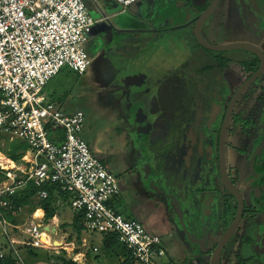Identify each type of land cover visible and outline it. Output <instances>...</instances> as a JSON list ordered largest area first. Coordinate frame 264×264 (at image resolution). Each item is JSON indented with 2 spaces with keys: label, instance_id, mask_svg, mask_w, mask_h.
<instances>
[{
  "label": "rangeland",
  "instance_id": "1",
  "mask_svg": "<svg viewBox=\"0 0 264 264\" xmlns=\"http://www.w3.org/2000/svg\"><path fill=\"white\" fill-rule=\"evenodd\" d=\"M237 1L238 0H223L220 2L219 7L216 8V11L211 17L213 32L209 34L205 31V27L202 29L205 39L217 45L250 40L251 42L248 43H259L263 48L264 38L259 40L261 41L259 42L257 41L259 38H257L258 36L255 32L251 30L249 33L246 32V27H244L245 24L238 12V8L240 7ZM244 1H248L247 8L249 10L253 9L251 6L254 0ZM262 1L264 2V0ZM87 2L89 3V9H87L91 10L94 15L99 14V10H102L101 12L105 14V19L99 21V23L95 24L93 27V33L98 32L100 34L95 38V33H92L93 35L89 34L88 41L85 45L90 64L86 71L80 75L68 68H63L49 81L44 91L48 97L51 98V103H60L59 107L65 113H72L76 110H81L84 113L85 123L82 138L98 160L108 163L110 171L118 181L119 194L117 197L120 200L117 205L118 213L127 218L142 221L146 229L155 231L156 235L161 238L168 261H172L174 264L207 263L212 252L209 253V251L213 250L215 246L214 243L223 231L219 221V214L221 213L220 198L226 191L219 179L217 168L216 166L215 169L205 166L204 160L202 161V159L199 158V171L204 170V174L214 171L213 175H210V183L213 186V190H210L211 194L206 197L211 201L208 202L209 204H205L206 209L204 210V213H206L204 217L207 218L208 221L206 220L204 224L202 223L201 206L197 207L193 205L195 211L194 216L191 217L188 215L191 217V220L195 221L194 228H192L193 236H190L192 239H189V235L185 237L184 230H182V224L184 223L179 222L180 218L178 219L177 216L174 218L170 215L171 207L174 204H176L175 206L178 210H182L184 213V205L182 207V200L180 201L179 199L180 197L184 198L185 194L188 200L186 199L184 203L189 201L191 195L188 192L187 183L183 187L182 192H180L179 195H173L171 199V196L168 197L170 194L168 191L171 192V189L167 188L166 190H162V188L156 184V179H154L153 182L149 181L147 173L143 170L146 168L148 172L150 166L147 161L149 156V145L146 143L147 128L144 126V120L147 118V114L145 110L137 107L143 94L140 90H135L137 89V85L134 87L123 85L121 77L123 73H128L126 69L124 71L122 63L131 60L132 55H135L132 60V62L135 63L133 67L135 65L145 64V62L157 64L162 60L164 64H170L171 61L175 59L178 60L179 54L177 51H174V54H172V52L168 53L167 48L170 44L169 42L173 43L172 37L178 40L181 36H185L189 32V29H178V26L181 27L187 23V21H191L190 19H192L194 14L185 7L186 3L183 4L182 0H137L126 8L123 17L133 21L131 25L134 29H143L146 33L141 32L138 34L134 33L135 31L130 33H118L119 31L117 29H119L122 21H119L120 17L116 15L118 13H116V11H120L121 7L113 0L109 2L106 0L107 3H104L102 0H87ZM245 5H247V2ZM252 11L253 14L254 12L257 13L254 10ZM262 11L263 10H261V12ZM99 17L101 18L102 16L100 15ZM254 17L253 15V18ZM107 18L111 21H107ZM113 20L115 21L113 22ZM139 21L145 22L146 24H139ZM117 23L120 24L117 25ZM124 25L126 27L129 26L127 24ZM139 26H143V28H139ZM262 29L263 30H260L261 36L264 35V28ZM150 31L155 32L153 34L149 33ZM250 34H252V36ZM251 39L254 42H252ZM157 40L159 41L158 43L161 44L157 46V49L160 54H163L164 57L162 59L160 57H154V55L150 56L154 48L152 50L146 48L149 43L151 45ZM182 41H184V43L186 42L185 40ZM144 45H146V47ZM174 45L177 47L176 42ZM198 48H196V53L191 52L193 54L189 58H193L191 61H198V59L202 57H208L210 62L207 64H210L209 66H212L216 73L215 80L223 85V89L227 92L229 91L231 93L245 79L246 74L242 70L241 62L243 60H248L251 57L250 53L239 49L223 52H206L202 49L199 51ZM169 54L171 57L167 59L165 56ZM220 56L228 59L224 66L219 65L218 59ZM129 68L131 69V67ZM143 79L147 82L150 80V76L146 75L142 80ZM209 105L213 111H216L213 109L216 108V102L210 103ZM235 109L242 120L251 121L255 126H249L247 130H243L248 134H246V137L243 139L242 129L240 127H234L231 124L232 133L229 139H227L228 143L226 141L225 161L231 179L234 180L237 188L244 195V198L250 200L251 187L253 184L255 185V181L258 179L256 173H261L260 170L258 171L259 164L251 167L250 156L254 152L255 146L261 144V131L264 128V118L261 117V112L262 116L264 115V73L261 74V77L252 87H249L244 92ZM1 140L8 141L5 137H2ZM17 142L18 140H16L14 145L27 148L25 143ZM128 142L131 144H128ZM206 142L207 141H205V143ZM7 147L8 146H5L1 152L4 153V150L8 151ZM212 147L214 146L211 145L210 148ZM190 151L189 149L188 153H190ZM198 151H200V149ZM207 152L210 154L209 148ZM5 154H7V152H5ZM195 162L197 161L189 160L190 164ZM207 162L206 160V163ZM186 163L188 166V160ZM162 173L164 174V171H162ZM206 176L207 174H205V178ZM261 176L257 185L260 191H262L261 187L263 191L261 193L257 191L256 194L260 195L262 200L261 205L264 208V176ZM204 182L203 176V183H201L200 187L203 186ZM188 185H191V183L188 182ZM195 188L196 186H192L190 191L193 193L194 190H196ZM193 194L196 195L195 199L202 198L200 196L201 192L198 190ZM210 195L212 197L211 199ZM177 199L179 201H177ZM36 201H38L37 198ZM60 202L63 205L59 207L61 210V220L58 226L62 231V222L67 221V213L71 214V211L69 209V204L65 203L63 197H61ZM177 202H179V204ZM210 208L211 210H209ZM194 211L193 209L189 210L190 214ZM172 218L174 219L172 220ZM186 220L187 219L184 218L185 222ZM175 221L178 222L175 223ZM163 226H165L171 234L167 232L168 230H163ZM195 233L198 235L202 233V237L204 239L206 238V240L202 242V240L195 237ZM62 235L63 234L60 233L56 236L61 237ZM237 235H240L239 229H237L234 237L227 242L222 251V264L226 262L229 251L231 252L238 249L237 246L239 242L235 243ZM21 237L24 240H29L26 235H21ZM48 237L51 238L53 235L48 234ZM212 238H215V242L211 244ZM2 241L3 238L0 236V243ZM20 248L26 260L31 257L33 261L30 262L34 264H52L53 261H51L50 258H53V254H56L50 249L49 245L46 248L45 246L42 248L27 246ZM33 250H45V253H34ZM59 254L67 255L66 251L63 249L59 250Z\"/></svg>",
  "mask_w": 264,
  "mask_h": 264
},
{
  "label": "built area",
  "instance_id": "2",
  "mask_svg": "<svg viewBox=\"0 0 264 264\" xmlns=\"http://www.w3.org/2000/svg\"><path fill=\"white\" fill-rule=\"evenodd\" d=\"M113 1L126 9L137 0ZM100 20L83 0H0V134L28 148L18 162H0V229L7 241L0 258L10 255L14 264H32L20 247L43 246L44 226L31 222L12 227L3 213L12 208L10 199L30 184L37 188L38 200L47 198V184L58 186L72 214L83 213L84 230L114 234L131 264H172L158 235L110 206L119 184L82 139L83 112L65 113L43 94L63 68L86 71L90 60L85 44ZM9 227L29 240L10 237ZM81 246L87 247L85 238ZM49 247L62 248L52 243ZM69 259L77 261L75 255Z\"/></svg>",
  "mask_w": 264,
  "mask_h": 264
},
{
  "label": "trees",
  "instance_id": "3",
  "mask_svg": "<svg viewBox=\"0 0 264 264\" xmlns=\"http://www.w3.org/2000/svg\"><path fill=\"white\" fill-rule=\"evenodd\" d=\"M83 1L85 3L86 7L88 8L89 7V3L87 2V0H83ZM102 1H104V3L106 2V0H102ZM109 1L110 0H107V2H109ZM252 1H251V3H252ZM244 2L245 3L247 2V5H245ZM237 3H238V6L240 7V8H238V12H239V15H240L242 21L245 24L244 26L246 28H248V29H251V30H263L262 28H264V2L262 0H254L253 3H252V6H251L253 9H251V10H249L247 8L248 1L238 0ZM252 10L256 11L257 13L254 12V14H253ZM261 10H263V11L261 12ZM88 11L91 13V15L94 17V19H96V20H100L101 19L100 21H103V15L104 14L101 12L102 10H99L100 13L96 14V15H94V13L91 12V10H88ZM100 15L102 16L101 18L99 17ZM253 15L255 16L254 18H253ZM121 17H123V15ZM190 20H191V22L194 21V16ZM130 22L132 23L133 21L130 20L129 18H128V20H125L124 24L129 25L128 26L129 28L128 27L126 28V27H124L122 25L121 29H120V27H119V29H117L119 31L118 33H130V32H132V31L128 30V29L133 28L130 25ZM97 23H99V21ZM178 29H182V27H178ZM187 29H189V26H187ZM141 32L142 33H146L143 30L142 31L141 30L140 31H136L134 33H138L139 34ZM259 33H261V31H259ZM99 34L100 33L96 32L94 38L97 37ZM185 36H186V38H184V39H183V36H181V38H180L181 40L180 39L176 40L175 38H172L173 43L169 42L170 44H169L168 48L166 47L168 49V53H171V52L174 53V51H177V53L179 54V55L177 54L179 56L178 60L175 59L176 63H175V60H173L170 64H164L163 61L160 60V63H157V65H155V66L151 65L150 66L151 62L150 63L145 62L146 66L144 68H142V73L144 71L143 69H145L146 71L147 70H149L151 72L153 71V73L156 74V76H158L160 78V79H158V82H157L158 84L155 85V90L154 89L152 90L153 97L156 98L155 99L156 101L157 100L160 101V104H161V102L163 103L164 101H165L164 103H167V102H170V101H174L173 98L170 97L168 92H167V86L170 84L172 78H171V75L168 74V73L166 75H164V72L161 70L163 68L171 71L172 75H176V76L180 72L179 77L180 78L183 77L182 79H184L185 81H186V78H187V82L189 83V85L191 83H192L191 85H195V83H197L198 85H200L201 83H204L205 84L204 85V89L201 87V89L196 91V93L194 92L195 95L193 97L194 98L193 101H196V102H195V105L193 107L194 110H191V112L189 114L192 117H194V118H196V117L199 118V116H201L203 118V125H204V129L203 130L204 131H210V129L212 128L211 123H215L214 133H215V136L217 137L216 132H218L217 131L218 127L221 124V121L223 119L226 106H227L228 101H229V97L232 94V92L230 93L229 91L227 92L226 90H224L223 89L224 86L221 85L220 83H218L215 80L216 75L214 76V75H212L210 73L212 66H209L210 64H207V63L210 62V60L205 63L207 65L206 67L208 69L205 72L202 71L200 68L192 67L193 64H192L191 60L186 59V55L185 54L188 52L189 49H190L189 52L190 53L192 52V49H191L192 46H190V45H191L192 42L195 43L196 40L194 39L193 35L190 34V29H189V32ZM182 40H185L188 43V44H186L187 46H186L185 50L182 52L183 55H181V50L182 49L180 48V46H181L180 43H182ZM158 42L159 41L157 40V46H160L161 44H159ZM175 42H176L177 47L174 45ZM183 43H184V41H183ZM196 46L199 47L200 49H202L203 51H206V52H211L212 51V50L209 51L208 49H205V48L201 47L199 44H197V42H196ZM152 48H154V47L152 46ZM144 50H145V48H144ZM244 51L250 53V55H251V57L248 60H243L241 62L242 70L246 74L245 77H247L248 75H250L251 73H253L257 69L259 61H258L257 57L253 53H251L250 51H247V50H244ZM165 53H166V51H165ZM151 55H154V57H160L161 59L164 57L162 53L160 54V52L158 51L157 47H156V52H155V48H154V51H152L150 56ZM134 56L135 55H132L131 60H129L128 62H125V63L123 62V65H122V67L126 66L124 68V71L126 69V71H128V73L132 74V75H135L136 73L141 72V69H138V67H140V65H138V67H136V65L133 67V65L135 64L134 62H132ZM165 57L167 59H169L171 56L169 54L168 56H165ZM218 60H219V65L220 66H224L227 63V61H228L227 58H223L222 56H220V58ZM188 62L191 63L192 65L189 64ZM129 67H131V69ZM187 73H190V74L187 75ZM125 74H127V72H125ZM121 77H122V75H121ZM123 77H124V75H123ZM123 77H122V82L125 81V77L124 78ZM223 93L224 94L225 93L228 94V96H223ZM214 96H217V97H214ZM145 97H147V93L145 95L143 94L141 100L138 103L139 106L147 107V106H151V105H153V106L156 105V103H153V102L149 103L147 101V99H145ZM213 102H216V105H218V106H216V108H213L216 111H213L211 106L209 105L210 103L212 104ZM59 105H60V103H57V105H55V106H57V108L60 109ZM158 109L162 110L163 108L159 107ZM209 111H211V112H209ZM164 114H165L164 112L161 114V116H160L161 119H163L162 117L164 116ZM211 120H212V122L210 123ZM241 121L242 120H241V117L239 115L234 114L232 116V125L233 126L238 125ZM208 125H209V127H208ZM250 125H251V123H250ZM213 126H214V124H213ZM83 130H84V128H83ZM231 130L232 129H230V131ZM81 137H82V133H81ZM208 142L209 143H208L207 146L210 149V154L208 152H207V154L205 153L204 156L202 154L201 155V159H202V161L204 160L205 166H209V168H214L215 169V166L217 165V163H216L217 162V156L215 155L216 154L215 152H216L217 139H215V141H214V139L212 138ZM211 145H213L214 147L210 148ZM18 147H19L18 145H14L12 147L10 156H11V158L13 160H18V158H19L18 155L14 154L15 150H17ZM214 148H215V152H214ZM206 160L208 161L207 163H206ZM216 168H217V166H216ZM213 173H214V171L212 173H209V172L205 173V174H207L206 178H205L204 170H203L202 174L199 173V183H200V185H201V183H203V176H204V181L205 182H204L202 187L199 186L200 188L194 190V192H196L197 190L199 192H201V194H202L201 197L204 198V199L207 197L208 194H211L210 190H213V186L210 183V175H213ZM195 176H196L195 173H193V174L189 173L190 180H192L191 186H193V184H194L193 182L195 180ZM1 178L2 177L0 175V181H1ZM45 189L48 192V196H47L46 199H44L42 201H39L38 202V206L43 209V211H44V220L47 221L48 219H51L54 216V213H55V210L51 206V203H52V200H53L54 191L59 193L66 200H67V196L65 194H63L62 192H60L58 186H56V185L47 184ZM261 190L263 191L262 187H261ZM36 191H37V188L34 187L32 184H30V185H28V187L26 189H24L23 191L17 193L14 197H12L10 199L12 208L10 210H7V214H11V213L17 211V209L20 206H22V205L30 204L32 202V200H33L34 195L36 194ZM225 191H226V193L224 192V194L220 198V200H221V205H220L221 213L219 214V221H220V225H222L223 231L226 229L228 224L234 218L235 211H236L235 198L227 190H225ZM262 191H260V192H262ZM243 198H244V196H243ZM119 202H120V200L118 199V197H116V198L113 199V203L110 206L114 210L117 211V205L119 204ZM209 210H211V208ZM259 211H264V208H263V206L261 204L260 205L257 204L252 199L251 200H246L244 198V210H243V215H242L241 220L244 219L246 216L248 217V215H249V217H253ZM69 225L76 232L77 238H79L81 232L84 230L83 213L73 214L71 223ZM64 226H66V225L63 224V227ZM237 229H239V226H238ZM104 235L106 236V238L109 239L110 245L118 244L114 234H104ZM232 237H234V236H232ZM258 241H259L260 245L262 243L264 244V232L258 234ZM214 245H215V243H214ZM210 252H211V250L209 251V253ZM52 256H53L54 260L58 264H79V263H77L75 261H72L71 259L67 258L64 254H62V255H60V254L59 255H52ZM0 264H14V261L10 257V255H4L2 258H0ZM120 264H131L129 262L126 254H125L124 261L121 262ZM206 264H208V262Z\"/></svg>",
  "mask_w": 264,
  "mask_h": 264
},
{
  "label": "flooded vegetation",
  "instance_id": "4",
  "mask_svg": "<svg viewBox=\"0 0 264 264\" xmlns=\"http://www.w3.org/2000/svg\"><path fill=\"white\" fill-rule=\"evenodd\" d=\"M182 1H183V4L186 3L185 7L189 11H191L192 14H194V21H192V22L187 21V23H185L181 27H182V29L183 28L185 29V28H187V26H189L190 34H192L194 37L193 30H194V25H195L196 19L199 16V14H201L210 5L212 0H182ZM186 1H188V2H186ZM222 1L223 0L218 1L216 7L214 8V10L210 14V16L206 19V21L203 23V25L200 29V34L204 39H205V37L203 35L202 29L205 27V29H206L205 31L209 34H211L213 32V24H212V20H211L212 18L211 17L213 15V13L216 11V8L219 7L220 2H222ZM125 20H128V19H125L124 17H120V21H122L123 26H125L123 23ZM139 24H146V23L139 21ZM130 25H131V22H130ZM92 28H91V30H92ZM139 28H143V26H139ZM245 29H246V32H248V33L251 30L248 28H245ZM91 30H90V32H91ZM128 30H130L132 32L133 31L136 32V31H140V30L142 31L143 29L131 28ZM251 31H253L257 34V36H258L257 38H259L257 41L264 38V35L261 36V34L259 33L260 30H251ZM154 32L155 31L149 32V33L154 34ZM250 35L252 36V34H250ZM183 37L185 38V36H183ZM194 39H195V37H194ZM196 42L195 43L192 42L190 45V46H192L191 49H192V52H194V53L197 52L196 48H198L196 46ZM242 42L248 43L251 41L248 40V41H242ZM252 42H254V41L252 40ZM259 42H261V41H259ZM180 44H181L180 48L182 49L181 55H183L182 52L187 45H186V43H183V41ZM197 44H198V42H197ZM251 44H254V45L260 47L264 52V47L262 48L259 43L254 42ZM144 46L146 47V45H144ZM152 46L156 50L157 41L155 43H152L151 45L149 43L148 48L152 50L153 49ZM263 46H264V44H263ZM198 50L200 51V48H198ZM239 50H243V49H239ZM172 54H174V53H172ZM192 54L193 53H190L188 50V52L185 54L186 59H189V60L193 59V58H189ZM194 59H198V58H194ZM209 60L210 59L208 57H202L201 59H198V61H194V60L191 61L193 65L189 62L188 63L191 64L192 67L200 68L202 71L205 72L206 70H208L206 67L207 65H205V63L208 62ZM258 61H259V59H258ZM151 65L155 66L157 64L152 63ZM258 67H259V64H258ZM167 73L170 74L171 78H172L170 84L167 86V92H168L169 96L173 98L174 101H170L167 103H164L165 102L164 101L163 103L161 102V104H160V101H158V100L156 101L155 100L156 98H154L153 103H156V105H154V106L151 105V106H147V107H141V106L137 105V107L145 110L146 114H147V118H145V120H144V126H146V128H147L146 143L149 145V156H148L147 161H148L150 166H149V170H148L149 173L147 172L145 166H143L145 168L144 172H146L147 175L150 176L148 178H150V180L152 182L154 179H156V184L158 186H160L162 188V190H166L167 188L171 189L172 190L171 192L168 191V193H170L168 195V197L171 196V198H173V195H177V194L179 195L180 192H182V189L186 185V183H187V187L190 186V185H188V181H190V180H189V178H187L185 176V170L187 169L186 168V159H187L186 153L188 152L189 149L192 151L194 149V147H196V145H197L198 150L200 149V151H199L200 155L203 154V156H204V154L207 153V150L209 148L208 146H205V145H208V143H209L208 141L212 138L214 139V141H215V139H217V144H216V156H217V162L216 163H217V165L216 166H217V173L219 175V171H218V137H219V131H220L223 119L221 121L220 126L218 127V130H217L218 132H216L217 137L215 136V133H214L215 123H211L212 120L210 121V123L212 125V128L210 129V131H204L203 130L204 129L203 118L201 116H199V118L198 117L194 118L189 113L191 112V110H194L193 107H194L196 101H193V99H194L193 97H194L196 91L201 89V87L204 89L205 84L201 83L200 85H198L197 83H195V85H191L192 84L191 83L189 85V83L187 82V78L185 81L184 79H182L183 77L182 78L179 77L180 72L177 76L172 75V72L169 70H167ZM210 73L214 76L216 75L213 68H211ZM253 73H251L250 75L245 77V79L240 84H242ZM188 74H190V73H187V75ZM260 77H261V75L249 87H252ZM151 78H152V76H151ZM158 79H160L158 76H155L153 78V80L150 79L151 85H149V86L152 88V90L153 89L155 90V85L158 84L157 83ZM152 81H153V83H152ZM130 86H132V85H130ZM238 86L232 91V94L229 97V101H230V98L233 95L234 91L238 88ZM132 87H134V86H132ZM135 90L137 91V89H135ZM152 90H148V89L146 91L140 90V92H142V94H144V95L147 93V97H145V99H148ZM128 91H131V90H128ZM128 91H126V92H128ZM132 93H133V91H132ZM242 95L238 98V100L235 104V107L233 108V111L231 114V119H230V122H229V125L227 128L226 141H227V139H229V136L232 133V130L230 131V129H232L231 128L232 116L234 114H237L235 111L236 110L235 108H236L237 104L240 102ZM223 96H228V94L223 93ZM229 101H228V103H229ZM216 106H218V105H216ZM227 106H228V104H227ZM227 106H226V109H227ZM159 107H162L163 109L160 110V109H158ZM226 109H225V111H226ZM163 112L165 114L162 117L163 119H161L160 116ZM224 114H225V112H224ZM237 115H239V114H237ZM261 117L264 118V115L262 116V112H261ZM223 118H224V116H223ZM241 120H242V118H241ZM250 123H251V125H250ZM213 124H214V126H213ZM209 125H208V127H209ZM249 126L253 127L255 125L251 121L242 120L238 125H235L234 127H240L242 129L241 130L242 135H243L242 138L244 139L246 137L247 132L245 133L243 130H247V128ZM263 126H264V124H263ZM261 133H262V139L259 138L261 141V144H258L257 146H255L254 152L250 156L251 167L259 164L258 165V171L259 170L261 171V173L260 172L256 173L258 179H256L255 185L253 184V186L251 187L252 190L250 191V193H251L250 200L252 199L254 202H256L259 205L262 204L261 203L262 200L260 198V195H257L256 192L257 191L260 192V188H258L257 184L259 183L260 176L261 175H262L261 177L264 176V144H263L264 143V128L261 131ZM205 141H207V142L205 143ZM227 143H228V141H227ZM226 145L227 144H225V147H226ZM225 164H226V161H225ZM255 169H257V168H255ZM169 170H170V172H169ZM162 171H164V174L162 173ZM227 172H228V170H227ZM157 175H159V176H157ZM228 176L231 179L229 173H228ZM232 182L235 184L234 180H232ZM158 186H157V188H158ZM188 189H189L188 192L192 197L193 193L190 191L191 187ZM184 198H186L185 194H184ZM181 199L182 198L180 197L179 200L181 201ZM197 236H200V235H197ZM204 264H206V263H204Z\"/></svg>",
  "mask_w": 264,
  "mask_h": 264
},
{
  "label": "crops",
  "instance_id": "5",
  "mask_svg": "<svg viewBox=\"0 0 264 264\" xmlns=\"http://www.w3.org/2000/svg\"><path fill=\"white\" fill-rule=\"evenodd\" d=\"M125 11H126V9L121 8L120 11H116V13L118 12L116 15L118 17H121ZM104 15H103V19H105ZM108 20L109 19L107 18V21ZM109 21H111V20H109ZM114 21L115 20H113V22ZM119 21H120V19H119ZM119 24L117 23V25H119ZM121 26H122V24L120 25V27ZM124 27H126V26H124ZM92 33H93V28L91 30L90 35ZM87 41H86V43H87ZM148 46H149V44H148ZM122 65H123V63H122ZM145 66H146V64H140V67H138V65L136 66V67H138V69H141V72L136 73L137 75L136 74L132 75L129 73H127V74L123 73V75L125 77V81H126V82L125 81L122 82L123 85H125V86H130V85L136 86L137 85V90H141V91H146L147 89L152 90V88L149 86V85H151V81L149 80L146 82L144 79L142 80V78H144V76L148 75V76H150V79L153 80V78L156 76V74H154L153 71L152 72L149 70L146 71L145 69H143L145 72L143 71V73H142V68H144ZM125 67L126 66H123V68H125ZM161 70L164 72V75L167 74V69L163 68ZM123 75H122V77H123ZM151 76H152V78H151ZM152 83H153V81H152ZM44 90H43V94H44L45 100L50 102L51 98L48 97V95L45 93ZM147 101L149 103L154 102V97H153L152 92H151L150 96L148 97ZM54 104L57 105V102H55ZM56 108H57V106H56ZM60 110H62V109L60 108ZM2 137L7 138L8 141H2L1 140ZM16 140L17 139H10L9 136L0 134V148H1L0 149V158L3 159V160H0V162L5 161V159H8V160H11L14 162H18L19 159L21 158V156L28 150V148H26V147L19 146L18 149L15 150V152H14L15 155L19 156V158H18V160H13L10 155H11L12 147L16 143ZM19 142H21V141L18 140L17 143H19ZM128 144H131V143L128 142ZM5 146H8L7 147L8 151L4 150V153H2L1 151H2V149H4ZM5 152H7V154H5ZM91 153L94 156L92 151H91ZM186 154H187L186 155V158H187L186 161L188 160V166L186 163L187 169L185 170V176L187 178H189V180H190L189 173H191V174L195 173L196 176H195V180L193 182L194 183L193 186H196L195 189H199L200 188L199 187L200 186L199 173L202 174L203 171H201V170L199 171V168H200V166H199L200 159L199 158H201V155L198 151L197 145H196V147H194V149L192 151H190V153L187 152ZM189 160H196L197 162L190 164ZM101 162L103 164H105L109 169L108 163H106L105 161H101ZM148 177H150V176H148ZM148 179H149V181H151L150 178H148ZM190 183H192V180H190ZM190 186L188 188H190ZM191 188H192V186H191ZM193 193H195V192H193ZM201 195L202 194H200V196ZM59 196H61V195L59 193H57L56 191H54L51 206L55 210V213H54V216L51 219H48L47 221L44 220L43 209L38 206V202L42 201V200L36 201L35 195H34L33 200L30 204L20 206L17 209V211H15L11 214H7V210H4L3 213H4L8 223L12 227L21 228L24 225H27L31 222L39 223L42 226H44V229H45V230H43V231H45L44 233H46L47 235L52 234L53 237H51V238L48 237L49 241L46 240L47 242H44L43 246H45V248H46L51 243L56 245V246H59V247L61 246L62 247L61 249H63L67 253L66 257L69 258L70 256L75 255V258L77 260L76 262L79 264H120L121 262H123L124 258H125L124 249H122V247L118 244L110 245L109 239L106 238V236L104 234H100V233L90 234V233H87L85 230H83L81 232L79 238H77L76 232L69 225L71 223L72 216H73L72 212H71V214L67 213L68 214V218L66 219L67 221L62 222L64 225H66V226L62 227L63 230L61 231L59 229L58 223L61 220V217H60L61 210L59 207H60V205H63L60 202V199L63 196H61V197H59ZM195 197H196V195L193 194V196L189 198V201H186L185 203H184V201L186 199L188 200V198L186 197V198L181 199L182 200V207L184 205V207H183L184 213L182 210L177 209V207L175 206L176 204L172 205V207H171L172 209L170 211L171 216H173L174 218H175V216H177L178 219L180 218L179 222H183L185 224V225L182 224V226H183L182 230H184L183 232L185 234V237L189 235V239H192L190 236H193L192 228H194V225H195V223H194L195 221L191 220V217L194 216V213H195L193 205L197 206V207L198 206L202 207V209H203V210L201 209L202 217H203L202 223L204 224V222L207 220V218L204 217L206 214V213H204V210L206 209L205 204L206 203L209 204L208 202H210L208 198H205V199L204 198H197V199H195ZM211 198L212 197L210 195V199ZM194 199H195V202H194ZM64 200H65V203L68 204V200H66V199H64ZM177 201H179V200H177ZM177 203L179 204V202H177ZM189 207H191V208H189ZM191 209H193L194 212L190 214L189 210H191ZM195 209H197V208H195ZM37 211H40L41 214L37 215ZM182 213H183V215H182ZM188 215H190L191 217H189ZM184 216H187V217H184ZM174 218H172V220ZM184 218L187 219L186 220L187 223L184 221ZM134 220H136V219H134ZM139 222L144 226L142 221H139ZM177 222L175 221V223H177ZM12 227L8 228L9 236L12 238L22 240L21 235L23 236V234H21L15 228L13 229ZM144 228L146 229L145 226H144ZM146 230L149 233L156 235L155 231H151L149 229H146ZM163 230L167 231L168 229L165 226H163ZM187 231H188V233H187ZM203 231H204V229H203ZM239 231H240V235H237L236 240H235V243L239 242V245L237 246L238 249L231 251V252L229 251L227 260L223 264H264V244L262 243L260 245V243L258 241V234L264 232V212L259 211L253 217H249V215H248V217L246 216L244 219H242L240 221V224H239ZM167 232H169V234H171V232L169 230ZM60 233L63 234L61 237L56 236ZM201 234L202 233L199 234L200 236H197L198 234H196V233L194 235L198 239H200V240L202 239V242H204V240H206V238L204 239ZM0 236H2V238H3V241L0 243V253L1 252H7L6 238L4 235L1 234V232H0ZM83 238H85L87 241V247H85V248L81 246V241ZM66 240H68V241H66ZM213 242H215V238L211 239V244ZM43 246H41L39 248H42ZM93 247H97L98 248L97 251H93ZM61 249H58L57 251L53 250L54 253L58 252V254H55V255H59V250H61ZM33 251H34V253H37V252H40V254L45 253L44 252L45 250H33ZM50 260L54 261L53 258H50ZM27 261L30 262L33 260L30 257L29 259H27ZM221 261H222V257H221ZM169 262L174 264L172 261H169ZM30 263H33V262H30ZM197 264H204V263H197Z\"/></svg>",
  "mask_w": 264,
  "mask_h": 264
},
{
  "label": "water",
  "instance_id": "6",
  "mask_svg": "<svg viewBox=\"0 0 264 264\" xmlns=\"http://www.w3.org/2000/svg\"><path fill=\"white\" fill-rule=\"evenodd\" d=\"M219 0H212L210 5L201 13L196 19L194 25V37L198 44L202 47L212 50V51H227V50H236L243 49L250 51L259 59V67L257 70L249 76L238 88L234 91L233 95L230 98L227 109L224 114V118L221 124L218 137V171L220 181L223 184L224 188L233 195L236 201V211L234 218L228 224L226 229L222 232L220 237L216 240L215 246L210 254L208 264H221L222 251L227 244V242L235 234L244 210V198L242 192L237 188V186L232 182L228 176L226 164H225V144H226V133L227 128L231 119V114L238 98L244 93V91L264 72V52L263 50L251 43L237 42L224 45L212 44L206 41L200 34V29L206 19L210 16L214 8L216 7Z\"/></svg>",
  "mask_w": 264,
  "mask_h": 264
},
{
  "label": "bare ground",
  "instance_id": "7",
  "mask_svg": "<svg viewBox=\"0 0 264 264\" xmlns=\"http://www.w3.org/2000/svg\"><path fill=\"white\" fill-rule=\"evenodd\" d=\"M0 160H3V159L0 158ZM5 160H6V159H5ZM40 214H41V212H40V211H37V215H40ZM41 240H42L43 243L49 241V239H48V235H47L46 233H43V234H42V238H41ZM46 240H47V241H46ZM77 258H78V257H77Z\"/></svg>",
  "mask_w": 264,
  "mask_h": 264
}]
</instances>
